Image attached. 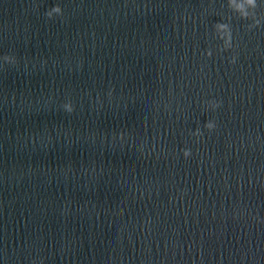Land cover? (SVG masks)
I'll use <instances>...</instances> for the list:
<instances>
[{
    "label": "clouds",
    "instance_id": "1",
    "mask_svg": "<svg viewBox=\"0 0 264 264\" xmlns=\"http://www.w3.org/2000/svg\"><path fill=\"white\" fill-rule=\"evenodd\" d=\"M236 3V0H228V7L229 9H231L234 13L238 14L239 17L241 19H252L253 20V24L249 25V27H257L260 25V20L256 17V12L255 9L258 7L257 5V0H239V5L234 7L233 5ZM251 7L252 14L251 17L248 14V7ZM244 9L243 11H241V9ZM53 13H55L56 15H63V10L60 7V5H56L54 6L51 10H48L46 12V15L49 18L53 17ZM214 27V31L216 34V37L221 40L223 42V46H222V50H228L232 48V31H231V27L229 23H223V22H217L213 25ZM206 55L208 57L212 56V51L208 50L206 52ZM5 62L8 63H14L15 62V58L13 56L10 55H5L3 57ZM230 63H235V57L232 58V60L230 61ZM209 104V106L214 110L216 108H218L220 106V102L219 101H208L207 102ZM64 108L66 109V111L68 112H72L73 111V107H70L68 105H64ZM204 127L206 129H208L209 131H212L213 129H215L216 124L214 121H207L204 124ZM192 135L200 137L203 135V133L201 132V130L199 128H197ZM183 155L185 158H188L191 155V150L190 149H183Z\"/></svg>",
    "mask_w": 264,
    "mask_h": 264
}]
</instances>
